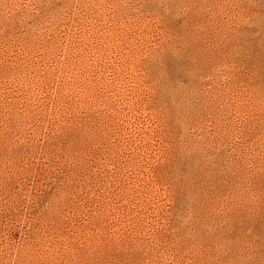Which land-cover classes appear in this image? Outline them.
<instances>
[{
    "label": "rangeland",
    "instance_id": "rangeland-1",
    "mask_svg": "<svg viewBox=\"0 0 264 264\" xmlns=\"http://www.w3.org/2000/svg\"><path fill=\"white\" fill-rule=\"evenodd\" d=\"M0 264H264V0H0Z\"/></svg>",
    "mask_w": 264,
    "mask_h": 264
}]
</instances>
